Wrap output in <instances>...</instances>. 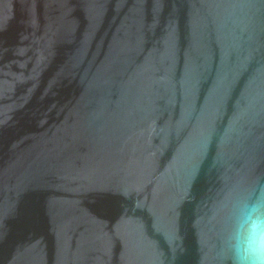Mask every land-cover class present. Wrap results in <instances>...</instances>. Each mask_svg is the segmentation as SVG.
Here are the masks:
<instances>
[{"label":"water","instance_id":"obj_1","mask_svg":"<svg viewBox=\"0 0 264 264\" xmlns=\"http://www.w3.org/2000/svg\"><path fill=\"white\" fill-rule=\"evenodd\" d=\"M264 177V0H0V264H223Z\"/></svg>","mask_w":264,"mask_h":264},{"label":"clouds","instance_id":"obj_2","mask_svg":"<svg viewBox=\"0 0 264 264\" xmlns=\"http://www.w3.org/2000/svg\"><path fill=\"white\" fill-rule=\"evenodd\" d=\"M223 239V264H264V177L231 202Z\"/></svg>","mask_w":264,"mask_h":264}]
</instances>
